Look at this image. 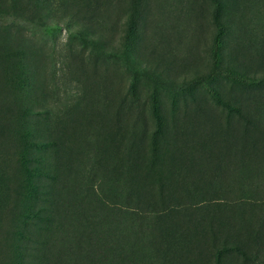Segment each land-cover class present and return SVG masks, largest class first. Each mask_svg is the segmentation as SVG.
Returning a JSON list of instances; mask_svg holds the SVG:
<instances>
[{
  "label": "rangeland",
  "instance_id": "rangeland-1",
  "mask_svg": "<svg viewBox=\"0 0 264 264\" xmlns=\"http://www.w3.org/2000/svg\"><path fill=\"white\" fill-rule=\"evenodd\" d=\"M0 264H264V0H0Z\"/></svg>",
  "mask_w": 264,
  "mask_h": 264
},
{
  "label": "trees",
  "instance_id": "trees-1",
  "mask_svg": "<svg viewBox=\"0 0 264 264\" xmlns=\"http://www.w3.org/2000/svg\"><path fill=\"white\" fill-rule=\"evenodd\" d=\"M217 3L219 4V2H218V1H217ZM218 22H219V24H221V23H220V21H218Z\"/></svg>",
  "mask_w": 264,
  "mask_h": 264
}]
</instances>
